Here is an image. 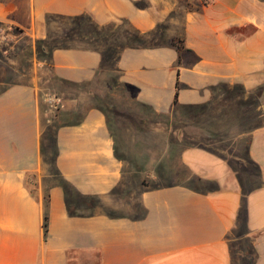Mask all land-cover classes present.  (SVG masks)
I'll list each match as a JSON object with an SVG mask.
<instances>
[{"label":"crops","instance_id":"1","mask_svg":"<svg viewBox=\"0 0 264 264\" xmlns=\"http://www.w3.org/2000/svg\"><path fill=\"white\" fill-rule=\"evenodd\" d=\"M98 261L264 264V0H0V264Z\"/></svg>","mask_w":264,"mask_h":264},{"label":"trees","instance_id":"2","mask_svg":"<svg viewBox=\"0 0 264 264\" xmlns=\"http://www.w3.org/2000/svg\"><path fill=\"white\" fill-rule=\"evenodd\" d=\"M75 21H78V20L76 19ZM104 31H105V29H98L97 35L100 36L101 33L104 32ZM138 37H140V39ZM138 37L135 36V39H137L138 41L142 40L141 39L142 38L141 36H138ZM105 40H106V38H105ZM170 45L173 48H175V50L177 51V54H178V64L179 65H182L184 67H191V66L195 65L199 61V58L192 51L188 50L185 47L184 42H183V40L181 38H179V37L172 38L171 41H170ZM176 101H177V95H175V100H174V103L175 104H176ZM33 177L34 176H32V178ZM60 182L62 184H64V182H63V180L61 178H60ZM27 187H28V185H27ZM29 191L34 196L35 190L29 188ZM116 192L117 191L115 190V193ZM47 206H48L47 197H45L44 198V201H43V208H44L43 230H44L45 234H46V231H47V220H48L47 213H46ZM110 217H113V216H110ZM97 264H100V262L98 261Z\"/></svg>","mask_w":264,"mask_h":264},{"label":"rangeland","instance_id":"3","mask_svg":"<svg viewBox=\"0 0 264 264\" xmlns=\"http://www.w3.org/2000/svg\"><path fill=\"white\" fill-rule=\"evenodd\" d=\"M58 30L57 29H53V32H57ZM72 35H73V32L71 33V34H69V35H67V36H69V37H72ZM50 95H54V96H56V97H59V94L58 93H50ZM60 98V97H59ZM61 100V99H60ZM215 110H219V109H215ZM59 111V110H58ZM220 111V110H219ZM57 113V112H56ZM56 113H52L51 115L52 116H54V115H56ZM200 114H201V112H200ZM202 116H203V114H201ZM207 115V113L206 114H204V116H206ZM168 143V142H167ZM166 145V138H165V140L164 141H162V147L164 148V146ZM27 185H28V187L30 188V189H33V190H35V193H36V184H35V180H34V177L32 178V176H29L28 178H27Z\"/></svg>","mask_w":264,"mask_h":264},{"label":"built area","instance_id":"4","mask_svg":"<svg viewBox=\"0 0 264 264\" xmlns=\"http://www.w3.org/2000/svg\"><path fill=\"white\" fill-rule=\"evenodd\" d=\"M45 101L47 102L50 112L56 113L59 110V107L61 105V100L59 97H56L54 95L47 96Z\"/></svg>","mask_w":264,"mask_h":264}]
</instances>
